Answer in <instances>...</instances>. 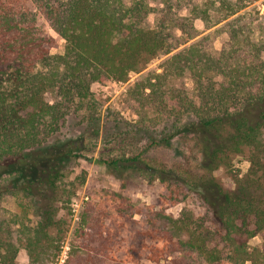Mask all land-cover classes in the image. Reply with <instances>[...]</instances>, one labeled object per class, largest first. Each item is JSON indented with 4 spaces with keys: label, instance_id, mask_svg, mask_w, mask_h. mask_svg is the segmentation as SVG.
Instances as JSON below:
<instances>
[{
    "label": "trees",
    "instance_id": "16d2710c",
    "mask_svg": "<svg viewBox=\"0 0 264 264\" xmlns=\"http://www.w3.org/2000/svg\"><path fill=\"white\" fill-rule=\"evenodd\" d=\"M257 2L0 0V264L21 252L26 264L57 262L61 187L99 146V163L163 192L155 205L108 188L85 195L64 264H264ZM111 83H127L135 120L103 110L92 85ZM243 155L247 172L225 188L215 171Z\"/></svg>",
    "mask_w": 264,
    "mask_h": 264
},
{
    "label": "rangeland",
    "instance_id": "374dc122",
    "mask_svg": "<svg viewBox=\"0 0 264 264\" xmlns=\"http://www.w3.org/2000/svg\"><path fill=\"white\" fill-rule=\"evenodd\" d=\"M257 4L260 5L261 10L264 11L262 0H258ZM64 44V40H59L58 45L52 47L50 52L52 54L63 53ZM221 45V40L216 39L214 46L219 49ZM160 60L155 59L149 64V68L157 67ZM135 77L136 75L133 74L131 80ZM126 86L127 83H111L105 86L93 84L92 89L101 95L104 101L103 110L112 105L121 110L123 116L129 120H135L137 115L125 98ZM45 98L47 101L52 102L53 95L51 92H47ZM99 149L100 146L98 150ZM98 150L94 154L89 155L86 159H82L80 165L75 169L71 177L67 179L64 186L61 187L64 189V193L62 192L63 196L58 203L61 207L58 217L66 222L65 228H67V232L64 238L63 251L55 264H64L66 250L68 249L67 243L72 234L77 215L74 210V208L77 209V206L73 207L72 203L81 204L85 195L88 194L92 196L96 194L99 189L108 188L109 190L117 191L131 197L135 203L155 205L160 202V195L163 192V188L159 181L148 182L134 173L132 169L120 168L118 171H112L106 168L97 161V158H99ZM249 166L250 163L245 155L235 156L228 165H224L216 170L215 175L225 188L232 190L236 186V179L243 176L247 172ZM81 170L87 172L84 181H82ZM182 206L183 204L172 206L169 208V211L177 214ZM262 242L263 237L261 235H257L250 239V245L253 247L261 245ZM27 260L28 258L25 252H21L18 258V264H26ZM144 264L153 263L144 261Z\"/></svg>",
    "mask_w": 264,
    "mask_h": 264
},
{
    "label": "built area",
    "instance_id": "2783aa9c",
    "mask_svg": "<svg viewBox=\"0 0 264 264\" xmlns=\"http://www.w3.org/2000/svg\"><path fill=\"white\" fill-rule=\"evenodd\" d=\"M72 206H73V207H76V206H77V209L74 208V210H75L76 213L78 214L81 204H80V203H79V204H76V203H75V204H72ZM76 216H77V215H76Z\"/></svg>",
    "mask_w": 264,
    "mask_h": 264
}]
</instances>
